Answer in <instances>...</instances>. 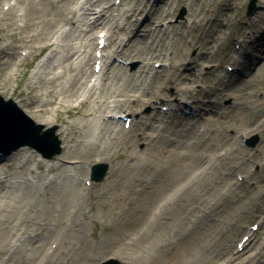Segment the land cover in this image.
Listing matches in <instances>:
<instances>
[{"label":"bare ground","instance_id":"6f19581e","mask_svg":"<svg viewBox=\"0 0 264 264\" xmlns=\"http://www.w3.org/2000/svg\"><path fill=\"white\" fill-rule=\"evenodd\" d=\"M237 2L0 0V95L59 122L63 147L0 154V264H97L108 251L126 264H264V88L250 86L264 80V6L242 20ZM179 4L187 19L166 21ZM251 131L262 148L242 146ZM110 160L105 181H89L91 161ZM96 206L112 229L90 241Z\"/></svg>","mask_w":264,"mask_h":264},{"label":"rangeland","instance_id":"374dc122","mask_svg":"<svg viewBox=\"0 0 264 264\" xmlns=\"http://www.w3.org/2000/svg\"><path fill=\"white\" fill-rule=\"evenodd\" d=\"M250 3H251V0H238V2H237V4H236V13H235V15L237 16V18H241L242 20H246L248 17H251L252 15H254V13H255L257 10L261 9V8L264 6V5H261V4H260L261 2H259V0H254V3H253V5L251 6V9L248 10V9H249V5H250ZM185 18L187 19V8H186L183 4H179V5H177L175 11L173 12V15H172V16H169V17L166 19V21H168V22H173V21H175V20H184ZM244 26H246V25H244ZM244 26H243V27H244ZM67 27H69V26H67ZM243 29H244V28H243ZM232 30H234V31L236 30V24H233V25H232ZM102 33H103V32H100L99 34L101 35ZM99 42H100V44H102V43H103V38H100V39H99ZM228 48H229V40H228V38H226V39L224 38V39L222 40L221 48H220V50H219V53H220L219 61L223 59V55H224L225 51H226ZM232 48H233V49L235 48L234 45H233ZM235 49H236V48H235ZM195 51H197V50H196V49L192 50V54H195ZM41 57H42V55H39L38 57H35V56L32 57V56H30V57H28V58L26 59V61H31L32 64H31V65H27V66H25V68H26V72H25V75H22V77H25L27 74H29V73L31 72L32 68L34 67V65H36V63L38 62V60H39ZM198 62H199V63H202V60L199 59ZM216 62H217V61H216ZM122 63L126 66V69H127L128 72H129V71H133V70L136 69V68L138 67V65H139V61L136 60V59H131V60H129V61H128V60H125V61H122ZM161 63H163V62L158 60V61H156V62L154 63V65L157 67V65H159V64H161ZM188 64H189V62L187 63V65H188ZM214 65H215V62H214L213 64H210V63H208V62H203L202 74H205V73H206V74H209L210 68H212V66H214ZM91 67H92V68H95L96 70H99V68H100V64H99V63H93V64H91ZM219 70H220V69H219ZM231 70H234V66H232L230 62H226V63L222 64L221 72H222L223 74H224L225 72H227V71H231ZM232 78H233V77H232ZM232 78H231V79H232ZM212 80H213V77H210V80H209L208 82L211 83ZM13 83H15V82L13 81ZM22 86L24 87L25 85L22 84ZM198 86H199V84H198ZM250 86H252V89H254V90L256 89V90H261V91H262V88H264V80H263L261 77L257 76V78L254 79V81L252 82V85H250ZM173 90H174L173 88L169 87V88L166 89V92H168V93H172ZM230 100H231V99H230L229 97H227V98H225L224 100H221V102H222V104H226V105H227V104L230 103ZM189 105L191 106V105H193V104L190 103ZM189 105H188V107L186 108V112L189 111ZM160 106H162V105H160ZM163 107H165V106L163 105L162 108H163ZM160 108H161V107H160ZM151 109H152L151 105H149V104H145V105H143V112H144V113H147V114L150 113V112H151ZM164 110H165V109H164ZM24 113H25V112H24ZM122 113H123V114H122ZM61 114H62L65 118H67V119H71V118H72V116L68 115L65 111H61ZM119 114H121V118H119V119L122 120V121H123L125 118H128V117H127V116H128L127 112H123V111H121V112H119L117 115H119ZM122 117H123V118H122ZM28 118H30V120H32V122H33L35 125H41V127H40L39 130H38V135H42L43 132H45V131H49L50 129H53V136H54V138L58 141V146H59L60 150H59L57 153H54V154H52L50 157H48V156H45V155L43 154V152H42L40 149H38L36 146H32V145L27 144V143L22 144V145H20V146H24V145H26V146H28V147L34 149L35 151L41 153L42 156H44V157H46V158H52V157H55V156H57V155L62 154V153H63V147L61 146V144H62V140H61V138H60V136H59V132H58V127L60 126V123H59V122H56V123H53L52 125L45 126V125L42 124V123L35 122V121H34L31 117H29V116H28ZM247 118H248V117H245L244 115H242L241 117H240V116H236V117L230 119L229 122H230L231 124H235V123H237V122H240V120H243V119H244V120H245V119H246V120H249V119H247ZM239 124H241V123H239ZM229 131H230L231 134L234 133V130H233V129H230ZM260 142H261V136L259 135V133H258L257 131H251V132H249L247 135H245V136L242 138V141H241V143H243L242 146H245V147H247V148H249V149H251V150H253V149L257 148V147L262 148L263 145L260 146ZM11 144H13V143H8V144H6L5 146H10ZM20 146H18V147H16V148L12 149L11 151H9V152H7V153H5L4 151L0 150V154L2 155V157H3V156H4V157H7V155H9L10 152H12L13 150L19 148ZM144 146H145V144H144L142 141H140L139 144L137 145V147H138L139 149H143ZM3 148H4V147H3ZM53 148H54V147L49 146V150H52ZM148 152H149V151H148ZM259 157H260V155L258 156L257 160L259 159ZM113 162H114L113 160H110V161H100V162H94V161H91V164H90V166H89V176H88V177H89V181H92V182H94V184L96 183V184H98L97 186H99L103 181H105V177H106V174H107V172H108L109 164H112ZM95 163H104V164L107 165L106 173H105V175L103 176V178H102L101 180H94V179H92V177H91V169H92V166H93ZM255 168H256V171H260V170H262L258 164H256L255 166H253V169H255ZM225 180H226V179H225ZM250 184L255 185V182H253V180H249V184H248V185H250ZM240 186H241V185H240ZM238 188H242V187H238ZM247 195H248V193H247V191H246L245 196L242 195V197L239 198L238 200H237L236 198H229V203H230V205L226 207L227 213H226L225 215H223V216H224V217L227 216V214L233 212V211L237 208L238 205H240V204H242L243 202H245V200H246V198H247ZM110 205H111V204L108 203L106 207H109ZM122 205H123V206L125 205L124 202H122ZM106 207L96 206V210H97V211H96V213H95V218L93 219L92 222H88V223H87V235H88V238H89L90 241H94V240H96V239L101 238L103 235L107 234V233L112 229V228H109V227L107 228V227H106V224H109V223H110V221H108V219L105 218L106 215H104V213H105V208H106ZM112 207H113V206H112ZM105 219H106V220H105ZM102 220H105V222L103 223ZM255 226H257L256 223H250V224H249V228L254 229ZM258 229L261 231V233H260V235H259L258 238H259L260 241H262V242L264 243V227H261V225H259ZM236 242H237V246L239 247L240 244H241V242H239V240H237ZM247 250H248V249H247ZM249 251H250V250H249ZM111 254H112V251H108L103 257H101V258L99 259V261H98L97 264H101L102 261L106 260L107 258L112 257ZM113 258H114V257H113ZM117 260H118V259H117ZM118 261H119V260H118ZM120 262H121V261H120ZM121 263H122V264H126V263H123V262H121Z\"/></svg>","mask_w":264,"mask_h":264},{"label":"water","instance_id":"95a60500","mask_svg":"<svg viewBox=\"0 0 264 264\" xmlns=\"http://www.w3.org/2000/svg\"><path fill=\"white\" fill-rule=\"evenodd\" d=\"M251 0L249 9L253 5ZM41 125H35L30 118L11 100L4 99L0 95V150L5 153L22 145L30 144L40 149L45 156L50 157L57 153L60 148L58 141L53 136V129L38 135ZM13 143L10 146H5ZM49 146L54 147L49 150ZM4 147V148H3ZM107 165L104 163H95L92 166L91 177L94 180H101L106 173ZM101 264H122L115 258H108Z\"/></svg>","mask_w":264,"mask_h":264}]
</instances>
